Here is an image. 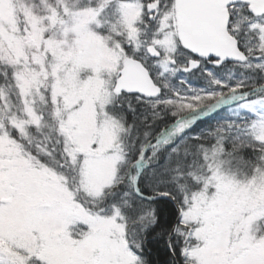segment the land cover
I'll list each match as a JSON object with an SVG mask.
<instances>
[{"label": "snow or ice", "instance_id": "snow-or-ice-1", "mask_svg": "<svg viewBox=\"0 0 264 264\" xmlns=\"http://www.w3.org/2000/svg\"><path fill=\"white\" fill-rule=\"evenodd\" d=\"M0 264H264V0H0Z\"/></svg>", "mask_w": 264, "mask_h": 264}]
</instances>
